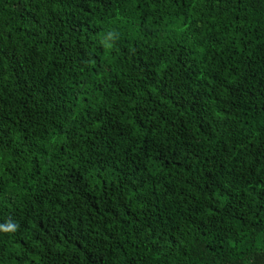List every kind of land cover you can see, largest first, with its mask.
<instances>
[{
    "label": "trees",
    "instance_id": "trees-1",
    "mask_svg": "<svg viewBox=\"0 0 264 264\" xmlns=\"http://www.w3.org/2000/svg\"><path fill=\"white\" fill-rule=\"evenodd\" d=\"M0 264H264V0H0Z\"/></svg>",
    "mask_w": 264,
    "mask_h": 264
},
{
    "label": "clouds",
    "instance_id": "clouds-1",
    "mask_svg": "<svg viewBox=\"0 0 264 264\" xmlns=\"http://www.w3.org/2000/svg\"><path fill=\"white\" fill-rule=\"evenodd\" d=\"M7 227H8L9 229H12V228H14V225H12V224H8Z\"/></svg>",
    "mask_w": 264,
    "mask_h": 264
}]
</instances>
